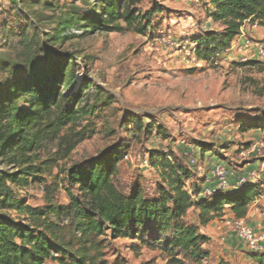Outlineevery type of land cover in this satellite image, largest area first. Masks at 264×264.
Returning <instances> with one entry per match:
<instances>
[{"label": "trees", "instance_id": "obj_1", "mask_svg": "<svg viewBox=\"0 0 264 264\" xmlns=\"http://www.w3.org/2000/svg\"><path fill=\"white\" fill-rule=\"evenodd\" d=\"M141 1L72 0L60 6L53 0H8V9L0 8V166L10 168L0 170V264H104L100 238L107 233L111 239H130L159 251L165 264H201L209 257L205 248L209 238L201 229L226 209L234 218H244L261 194L259 184L248 183L208 199H193L186 189L191 171L166 150L152 151L148 158L158 175L154 194L146 196L138 181L124 194L114 178L130 146L118 141L72 164L65 175L76 194L69 191L64 206L54 204L57 190L44 177L91 138L87 120L111 103L101 89L90 92L92 82L77 79L75 53L54 48L91 34L146 35L161 9L153 5L141 13ZM204 2L208 19L220 30L191 38L198 61L215 63L245 24L264 29V0ZM45 28L49 30L44 32ZM125 126L130 139L141 132L165 135L153 121L129 115ZM239 128L264 130V118L248 119ZM46 142L55 143L56 150L39 161L38 152ZM196 145L201 151L213 149L204 143ZM31 180L45 183L44 208L27 205L14 192ZM197 191L193 186L191 193ZM191 211L197 213V223L186 224ZM251 258L255 264H264V252L252 253Z\"/></svg>", "mask_w": 264, "mask_h": 264}, {"label": "rangeland", "instance_id": "obj_2", "mask_svg": "<svg viewBox=\"0 0 264 264\" xmlns=\"http://www.w3.org/2000/svg\"><path fill=\"white\" fill-rule=\"evenodd\" d=\"M53 1L60 6L72 2ZM153 5L161 10L152 18L144 36L133 32L91 34L54 48L75 53L77 79L86 78L93 83L90 92L97 87L111 98L109 105L87 120L93 130L91 138L80 143L44 177L46 184H53L57 190L53 201L56 206L68 203L69 191L76 194L67 183L65 171L118 141L127 142L130 148L114 178L115 185L128 194L138 181L150 197L158 175L150 166L145 167L144 161L152 151L166 150L181 162L178 145L213 143L210 148L217 149L225 146L229 138L241 134L238 126L248 119L264 118V58L254 67L237 66L244 63L240 62L243 57L248 61L249 56L234 51L225 53L211 65L198 61L191 38L200 35L203 29L220 30L208 19L209 9L204 0H142L138 8L145 13ZM8 6V0H0L1 11ZM248 36L254 39L251 32ZM128 115L146 123L153 121L165 130V135L141 132L130 139L129 128L125 126ZM85 124L86 121L80 126ZM55 150V143H44L38 152L39 161L52 156ZM8 169L0 166V170ZM193 176L202 181L199 174ZM187 183L191 185L190 181ZM44 184L31 180L26 188H14V192L27 205L44 208ZM196 216L191 211L184 222L197 223ZM100 240L104 264H165L163 254L138 246L136 241L111 239L109 233ZM238 263L236 258L231 262ZM201 264L230 263L209 255Z\"/></svg>", "mask_w": 264, "mask_h": 264}, {"label": "crops", "instance_id": "obj_3", "mask_svg": "<svg viewBox=\"0 0 264 264\" xmlns=\"http://www.w3.org/2000/svg\"><path fill=\"white\" fill-rule=\"evenodd\" d=\"M244 27L245 32L247 34L251 32L255 40H264L263 28L250 26L248 24H245ZM204 31H206V29H203V31L199 33ZM258 60L261 59L256 58L250 61ZM238 130L243 132L236 135L234 138H229L228 144L226 143L225 146L218 147L219 152H217L218 148L216 149L215 146L213 148L214 150L206 149L201 151L196 144L178 145V157H183L181 162L191 171L192 175L197 173L199 174V178H202V181L200 180L199 182V180L196 178L194 179L193 176L191 180H189L191 185L186 183L187 191L191 192L193 186L197 187V193L193 194L196 198H200L198 195L203 189L211 187L209 182L210 170L215 165H223L232 173V175L228 177L230 186H233L241 177H248L249 174L253 172L261 173L264 170V130L249 129L245 131L240 128H238ZM240 144L242 146H239ZM208 145H213V143ZM254 145L262 147V155L251 152V147ZM246 152L249 153L248 156L245 155ZM190 158L195 159V163L192 165L189 163ZM250 184H259L260 189L264 191V179H261V181L257 183ZM233 218V214L226 209L221 217L215 218L205 228L201 229V233L209 238V242L205 248L208 250L211 257L213 255L217 258L220 257L230 264L235 258L238 259V264H245L246 262L255 264L251 258L252 253L244 243L239 240L233 232L225 228L224 221ZM242 220L258 237L259 245L262 247V252H264V202L255 205L251 204Z\"/></svg>", "mask_w": 264, "mask_h": 264}, {"label": "built area", "instance_id": "obj_4", "mask_svg": "<svg viewBox=\"0 0 264 264\" xmlns=\"http://www.w3.org/2000/svg\"><path fill=\"white\" fill-rule=\"evenodd\" d=\"M237 52L240 56L242 54L248 53L249 60H255L264 58V41H258L250 38L248 34L245 32L244 25L240 28L239 35L233 40L230 45L228 52ZM240 62H247L246 58H242ZM262 147L259 146H252L251 152H256L258 155H262ZM246 156L249 155L248 152L245 154ZM125 156L124 159H126ZM168 160L171 162L172 159L170 156L167 157ZM189 163L192 165L195 163L194 158H190ZM144 166L149 167L148 160L144 161ZM232 173L223 165H215L210 170V184L211 187L203 189L198 197L200 198H211L216 192H224L229 190H238L242 186L248 183H257L264 179V170L261 173L253 172L249 174L248 177H241L239 178L233 186H230L228 182V177H230ZM262 175V176H261ZM187 188V187H186ZM188 193L192 196L193 199H197L190 191ZM264 202V191L261 192L259 196L255 198L252 204H260ZM225 228L230 232H233L236 237L241 240L244 245L248 248L251 253H261L262 247L259 245L258 237L253 233L252 229L249 228L242 219H227L224 221ZM245 264H253L252 262H246Z\"/></svg>", "mask_w": 264, "mask_h": 264}]
</instances>
